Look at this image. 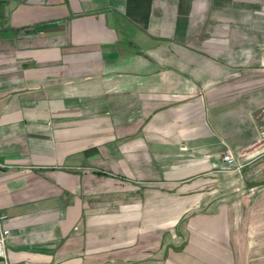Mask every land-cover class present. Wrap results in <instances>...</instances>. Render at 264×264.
Segmentation results:
<instances>
[{
	"label": "crops",
	"instance_id": "0c3cea01",
	"mask_svg": "<svg viewBox=\"0 0 264 264\" xmlns=\"http://www.w3.org/2000/svg\"><path fill=\"white\" fill-rule=\"evenodd\" d=\"M263 104L264 0H0V264H264Z\"/></svg>",
	"mask_w": 264,
	"mask_h": 264
},
{
	"label": "built area",
	"instance_id": "2783aa9c",
	"mask_svg": "<svg viewBox=\"0 0 264 264\" xmlns=\"http://www.w3.org/2000/svg\"><path fill=\"white\" fill-rule=\"evenodd\" d=\"M261 116H262V124H261V133L264 135V104L261 107ZM222 159L225 162V168H231V166H238L236 164V160L233 155L229 152H225L222 155ZM7 218V214L4 212H0V260L6 263L7 260V241L10 237V229L4 224L5 219Z\"/></svg>",
	"mask_w": 264,
	"mask_h": 264
}]
</instances>
